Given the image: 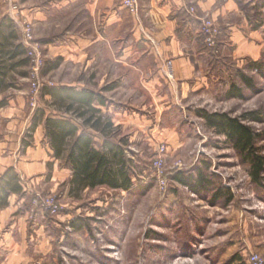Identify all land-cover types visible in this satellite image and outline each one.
<instances>
[{
  "label": "rangeland",
  "instance_id": "1",
  "mask_svg": "<svg viewBox=\"0 0 264 264\" xmlns=\"http://www.w3.org/2000/svg\"><path fill=\"white\" fill-rule=\"evenodd\" d=\"M235 1L240 16L234 21L243 37L217 53L222 59L209 67L207 85L161 117L153 110H128L142 119L137 128L128 122L122 132L138 175L130 191L98 187L71 195L64 160L51 159L42 174L19 171L27 161L21 145L30 140L35 112H58L43 89L71 82L64 71L58 74L55 66L49 67L45 46L35 36L44 56L39 76L29 59L9 74L8 87L0 93V178L13 166L23 185L22 193L0 204V231L13 236V245L0 250V264H250L251 256L264 263V0ZM10 16L5 17L12 20ZM204 20L219 31L216 47H207L217 51L222 29L209 16L201 26ZM223 38L230 39L226 31ZM207 115H226L246 126L253 139L250 155L211 125ZM43 130L42 123L33 148L47 144L41 141ZM162 148L168 180L164 192L153 166ZM258 159L263 167L255 179ZM198 170L213 185L195 191L174 179L178 173L194 178ZM49 200L60 208L58 215L42 208ZM9 206L10 212L3 214ZM42 227L47 241L39 248L35 232Z\"/></svg>",
  "mask_w": 264,
  "mask_h": 264
},
{
  "label": "crops",
  "instance_id": "2",
  "mask_svg": "<svg viewBox=\"0 0 264 264\" xmlns=\"http://www.w3.org/2000/svg\"><path fill=\"white\" fill-rule=\"evenodd\" d=\"M13 2L18 7L15 12L18 19L14 21L27 19L33 24L36 38L45 46L49 67L55 66L58 74L64 71L63 77L71 79L56 88L102 96L104 102L94 101L93 108L98 110L103 124H113L114 136H119L120 140L125 137L122 132L128 122L135 128L142 122L136 113H128V110H153L158 113L157 117L171 111L185 96L198 93L207 85L209 67L222 59L217 53L228 43L239 44L243 37L238 33L240 26L234 21L240 16L235 0H139L138 17L125 10L121 0ZM191 9L195 10L194 14ZM0 13V22L12 14L10 5L1 0ZM207 16L213 18L223 32L217 51L207 49L200 33L201 20ZM18 31L22 41L20 28ZM225 31L229 40L223 38ZM236 56L235 53L233 57ZM166 61L172 62L173 80L165 76ZM56 114L64 115L59 111ZM74 120L81 132L95 138L99 148L107 141L101 129L85 128L81 119ZM136 133L137 130L132 136ZM174 136L179 139L177 131ZM41 139L46 142L44 133ZM33 146L21 152L27 159L22 162L21 173L42 174L51 159L59 163L60 160L52 157L48 143L45 147ZM65 168L71 181L72 172L67 164ZM11 207L3 214L7 215ZM43 221L45 226L50 225L49 221ZM43 229L35 232L39 248L47 241ZM11 234L0 231V250L13 245Z\"/></svg>",
  "mask_w": 264,
  "mask_h": 264
},
{
  "label": "trees",
  "instance_id": "3",
  "mask_svg": "<svg viewBox=\"0 0 264 264\" xmlns=\"http://www.w3.org/2000/svg\"><path fill=\"white\" fill-rule=\"evenodd\" d=\"M29 63L27 49L20 41V34L14 21L5 17L0 22V93L6 90L8 76L20 67ZM43 95L51 97V107L64 115L52 113L39 108L33 118L28 137L24 140L22 150L32 146L34 133L40 124H44L45 140L48 143L52 157L64 160L72 172L70 194H81L87 189L108 187L114 190L130 191L135 186L137 178L134 160L127 156L126 142H115L114 128L111 122L103 124L98 110L93 108V102L103 103L102 96L88 91H77L72 88L45 87ZM67 115V116H66ZM208 122L221 128L236 148L250 155L252 135L250 130L238 120L229 119L226 115H207ZM74 119H81L85 128L101 129L107 141L99 148L95 138L81 132ZM248 158V157H247ZM263 167L258 159L254 162L253 177L257 179ZM179 183L192 189H206L213 185L203 172L197 171V176L187 177L178 173L174 177ZM23 191L17 172L8 169L0 178V204L4 205L11 195ZM220 190L218 194H220Z\"/></svg>",
  "mask_w": 264,
  "mask_h": 264
},
{
  "label": "built area",
  "instance_id": "4",
  "mask_svg": "<svg viewBox=\"0 0 264 264\" xmlns=\"http://www.w3.org/2000/svg\"><path fill=\"white\" fill-rule=\"evenodd\" d=\"M11 7L12 11V19L17 21V17L15 16V12L18 10V7L14 4L13 0H6ZM122 7L127 10L134 17L139 16L140 12V4L139 0H121ZM191 13H195L194 9L190 10ZM20 29L23 37V45L27 49V57L30 59L33 67L34 75L39 76L40 70L44 65V56L41 50L42 44L36 40L33 24L27 19L19 20ZM201 34L204 36V42L208 48H215L217 44V35L219 33L218 29L214 22L210 20H204L201 26ZM173 65L171 61L165 62V76L169 80H173ZM36 90H39L40 85L35 84ZM165 148H162L160 152V157L156 158L153 162V166L155 168L157 182L159 188L164 192L168 189V180L164 173V166L162 155L164 153ZM42 208L48 211L52 216L59 214V207L54 203V201L49 200L48 202H44L42 204ZM250 264H264L258 256H251L249 258Z\"/></svg>",
  "mask_w": 264,
  "mask_h": 264
}]
</instances>
